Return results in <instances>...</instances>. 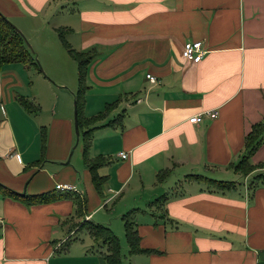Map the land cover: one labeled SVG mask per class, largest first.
<instances>
[{
    "label": "crops",
    "instance_id": "0c3cea01",
    "mask_svg": "<svg viewBox=\"0 0 264 264\" xmlns=\"http://www.w3.org/2000/svg\"><path fill=\"white\" fill-rule=\"evenodd\" d=\"M0 12L46 67L0 70V186L56 197L28 205L0 190V264H107L85 225L129 246L123 217L134 210L140 247L155 252L131 264H264V180L251 185L264 168L235 170L264 125V0H0ZM60 31L93 52L79 138V63ZM193 41L200 63L183 57ZM251 162L264 164V142Z\"/></svg>",
    "mask_w": 264,
    "mask_h": 264
},
{
    "label": "trees",
    "instance_id": "16d2710c",
    "mask_svg": "<svg viewBox=\"0 0 264 264\" xmlns=\"http://www.w3.org/2000/svg\"><path fill=\"white\" fill-rule=\"evenodd\" d=\"M60 38L68 49L70 56L75 59L79 63V80H80V90L76 96V104L78 111V122L80 128L87 123L85 119L82 117V111L85 104V96L88 90L86 86V75L87 69L92 61V51L88 52H77L71 48L66 40V33L60 31ZM24 64L26 66H36L38 65V59L35 52L29 47L28 42L23 35V33L18 30L16 26H14L7 18H5L0 12V70L9 64ZM21 104L24 108L34 113L31 109L30 105L20 99ZM112 110V106H107L105 111L98 115L95 120L102 119L107 114H109ZM88 140V139H87ZM264 142V125L260 124L254 127L253 131L248 135L246 139V154L242 158V160L235 166L236 172L241 174L242 177H247L251 175L254 171L259 168H264V164L261 165H253L251 162V157L255 154V152L260 148L261 144ZM89 144V141H87ZM89 146V145H88ZM85 150V155L87 156V148ZM89 164L91 171L94 173V181L98 188L101 186V180L96 174V168L99 163H92L89 161L87 157L85 158ZM168 172H164L162 176H160V180L162 181ZM198 181L206 182L208 185L216 188L218 191H229L231 190L235 184L232 182H223L216 181L208 178H204L199 175H194V177ZM262 182L264 180V175H259L252 182L251 185L256 184L258 182ZM264 182V181H263ZM257 185V184H256ZM0 190H3L9 196L22 201L28 205L38 204V203H46L51 200H54L55 195L46 194L40 195L39 197H29L27 195H22L11 191L7 188L0 186ZM82 205V203L80 204ZM136 211H131L127 215L123 217L125 228H126V236L130 246L129 254L130 256L138 255V254H152L155 251L151 250H143L140 247V237L136 230V223L134 220ZM86 229L89 232V235L97 242H101L108 248V253L105 255V259L107 264H123V259L121 256V242L120 240L112 233L111 229L107 226L99 225V224H88L85 225Z\"/></svg>",
    "mask_w": 264,
    "mask_h": 264
},
{
    "label": "built area",
    "instance_id": "2783aa9c",
    "mask_svg": "<svg viewBox=\"0 0 264 264\" xmlns=\"http://www.w3.org/2000/svg\"><path fill=\"white\" fill-rule=\"evenodd\" d=\"M206 54V51L204 49V44L200 41H193V42H188L184 45L183 48V57L186 61L190 63H200L204 56ZM148 79L152 83H157V80L155 77H152L151 75L148 76ZM211 119H215L218 116L217 111H211L206 113ZM203 121V115H197L193 118L190 119L191 123L197 124ZM121 158L122 159H127L128 154L127 153H121ZM57 190L60 191H73L75 188L71 185H57ZM75 191V190H74Z\"/></svg>",
    "mask_w": 264,
    "mask_h": 264
},
{
    "label": "rangeland",
    "instance_id": "374dc122",
    "mask_svg": "<svg viewBox=\"0 0 264 264\" xmlns=\"http://www.w3.org/2000/svg\"><path fill=\"white\" fill-rule=\"evenodd\" d=\"M10 22L15 26V24L12 21H10ZM25 38H26V36H25ZM57 42L59 43V39L58 38H57ZM28 43H30V42H28ZM59 44L61 45V43H59ZM30 46L32 47V50L36 53V51L34 50L33 45L31 43H30ZM37 57H38V55H37ZM37 59H38V65H36L35 68H33V69L34 70L35 69L36 70L39 69L40 71H42L46 75V71H45L46 70V67H44L41 64V61H40L39 58H37ZM47 68H49V67H47ZM236 181H239L242 185H244V179L242 177H237L236 178ZM121 247H122V252L121 253H122V257H123L124 264H131L130 254H129V246L127 244V241H126L125 237H123V239L121 241Z\"/></svg>",
    "mask_w": 264,
    "mask_h": 264
},
{
    "label": "water",
    "instance_id": "95a60500",
    "mask_svg": "<svg viewBox=\"0 0 264 264\" xmlns=\"http://www.w3.org/2000/svg\"><path fill=\"white\" fill-rule=\"evenodd\" d=\"M29 47H30V45H29ZM76 134H77V137L79 138L80 137V128H79V124H78L77 112H76ZM68 162H70V161H68Z\"/></svg>",
    "mask_w": 264,
    "mask_h": 264
}]
</instances>
